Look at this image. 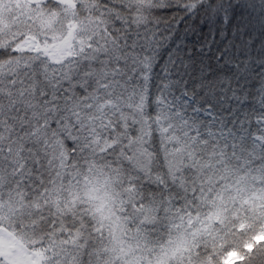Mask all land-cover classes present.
<instances>
[{"label": "snow or ice", "instance_id": "6c2138e0", "mask_svg": "<svg viewBox=\"0 0 264 264\" xmlns=\"http://www.w3.org/2000/svg\"><path fill=\"white\" fill-rule=\"evenodd\" d=\"M0 264H264V0H0Z\"/></svg>", "mask_w": 264, "mask_h": 264}]
</instances>
